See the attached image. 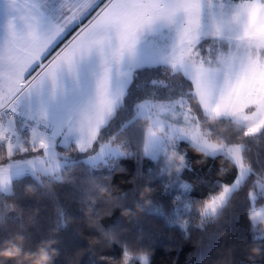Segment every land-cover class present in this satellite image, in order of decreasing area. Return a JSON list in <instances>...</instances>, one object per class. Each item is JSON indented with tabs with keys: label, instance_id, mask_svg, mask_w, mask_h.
Masks as SVG:
<instances>
[{
	"label": "snow or ice",
	"instance_id": "obj_1",
	"mask_svg": "<svg viewBox=\"0 0 264 264\" xmlns=\"http://www.w3.org/2000/svg\"><path fill=\"white\" fill-rule=\"evenodd\" d=\"M0 20V252H20L0 264H150L130 234L156 216L219 229L207 264H264V0H0ZM189 150L232 181L196 198Z\"/></svg>",
	"mask_w": 264,
	"mask_h": 264
},
{
	"label": "trees",
	"instance_id": "obj_2",
	"mask_svg": "<svg viewBox=\"0 0 264 264\" xmlns=\"http://www.w3.org/2000/svg\"><path fill=\"white\" fill-rule=\"evenodd\" d=\"M187 159L193 170L185 173L184 179L192 185L193 194L198 199L206 197L216 181L221 180L224 184H228L233 179L230 167L221 160L205 158L202 154L191 150L187 153ZM122 166L125 171L117 173L113 180L119 190L127 191L130 187L127 180L135 174L137 164L134 159H129L124 161ZM221 168H225L224 173L220 172ZM141 171L145 176L158 175L157 167L147 161L143 163ZM56 195L58 196L59 193L57 192ZM170 200L171 197L167 195L160 197L163 210H171ZM41 205L42 215L48 217L54 215L55 197L52 202L41 201ZM241 231H243L242 226ZM130 235L139 244L151 246L150 264H207L210 259L216 257V249L223 241L220 230L213 227L209 228L206 234L191 233V239H200V243L190 242L184 238L179 228L169 225L159 216L142 221L140 225L132 228ZM15 242L24 243L21 240ZM24 264H31V261L24 260Z\"/></svg>",
	"mask_w": 264,
	"mask_h": 264
},
{
	"label": "clouds",
	"instance_id": "obj_3",
	"mask_svg": "<svg viewBox=\"0 0 264 264\" xmlns=\"http://www.w3.org/2000/svg\"><path fill=\"white\" fill-rule=\"evenodd\" d=\"M252 254L253 255H259V252L257 250H253ZM53 255H55V254L53 253ZM19 258H20V252L18 249L12 250L11 253L0 252V260L19 259ZM23 260L31 261V264H50L48 256L46 254H42L38 260L33 259L30 256H24Z\"/></svg>",
	"mask_w": 264,
	"mask_h": 264
},
{
	"label": "crops",
	"instance_id": "obj_4",
	"mask_svg": "<svg viewBox=\"0 0 264 264\" xmlns=\"http://www.w3.org/2000/svg\"><path fill=\"white\" fill-rule=\"evenodd\" d=\"M0 24H2V20H0Z\"/></svg>",
	"mask_w": 264,
	"mask_h": 264
},
{
	"label": "rangeland",
	"instance_id": "obj_5",
	"mask_svg": "<svg viewBox=\"0 0 264 264\" xmlns=\"http://www.w3.org/2000/svg\"><path fill=\"white\" fill-rule=\"evenodd\" d=\"M0 35H2V32H0ZM166 178V177H165Z\"/></svg>",
	"mask_w": 264,
	"mask_h": 264
}]
</instances>
